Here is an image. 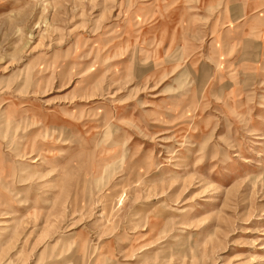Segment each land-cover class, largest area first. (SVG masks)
<instances>
[{"label":"rangeland","instance_id":"1","mask_svg":"<svg viewBox=\"0 0 264 264\" xmlns=\"http://www.w3.org/2000/svg\"><path fill=\"white\" fill-rule=\"evenodd\" d=\"M0 264H264V0H0Z\"/></svg>","mask_w":264,"mask_h":264}]
</instances>
